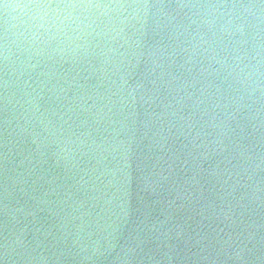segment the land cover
Masks as SVG:
<instances>
[{
  "label": "water",
  "instance_id": "water-1",
  "mask_svg": "<svg viewBox=\"0 0 264 264\" xmlns=\"http://www.w3.org/2000/svg\"><path fill=\"white\" fill-rule=\"evenodd\" d=\"M0 264H264V0H0Z\"/></svg>",
  "mask_w": 264,
  "mask_h": 264
}]
</instances>
